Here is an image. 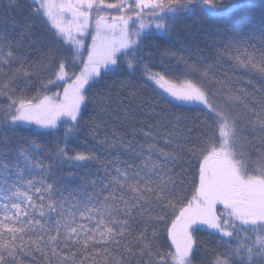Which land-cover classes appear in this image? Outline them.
<instances>
[{
  "label": "snow or ice",
  "instance_id": "obj_1",
  "mask_svg": "<svg viewBox=\"0 0 264 264\" xmlns=\"http://www.w3.org/2000/svg\"><path fill=\"white\" fill-rule=\"evenodd\" d=\"M125 91L145 142L73 151ZM0 264H264V0H0Z\"/></svg>",
  "mask_w": 264,
  "mask_h": 264
},
{
  "label": "trees",
  "instance_id": "obj_2",
  "mask_svg": "<svg viewBox=\"0 0 264 264\" xmlns=\"http://www.w3.org/2000/svg\"><path fill=\"white\" fill-rule=\"evenodd\" d=\"M256 3L259 0H255ZM8 15H13V13H8ZM23 14H20L22 18ZM212 21H201L199 24L194 23L192 19L183 20L178 29L182 35H196L197 31H200L201 38L203 39L207 33L214 32ZM255 25L257 29L260 28V20L257 15L255 18ZM257 43L259 42V35L257 34ZM153 43H162L161 41H153ZM178 55H186L184 52H177ZM207 54V53H206ZM211 62V61H210ZM158 63V60H157ZM158 70V69H156ZM112 80H125L129 82L133 87L137 89L139 94L145 98L149 103L156 105L160 108H166L173 112H181L185 115H195V110L188 112L185 109H174L170 106L164 104L154 93L153 89L155 85H152L150 82L145 84L141 79L139 73H137L135 79H131L127 76H119L110 78ZM258 86V85H257ZM55 91V89H53ZM115 91H119V85L116 86ZM150 110L146 107L141 109L137 103H134L128 97L127 92L125 91L124 95L117 96L115 92L112 96V106L110 115H101L98 110H94L90 105L89 109L85 113L84 121L82 122L85 126L81 130V134L78 139L74 140L71 147L73 151L81 152H92L97 155L100 160H112L115 156L120 155L123 158V151L120 148V139L123 138L125 141L132 140L133 143L140 144L145 142L143 135H140L141 128L147 130V125L155 124V119H149L146 115ZM125 115L128 118H125ZM93 125L98 126L95 130L90 131L93 128ZM135 130L136 136L134 138L133 132ZM26 137L28 141L37 139L35 136H31L25 132L17 133V139ZM107 140L108 144H104L103 141ZM44 145V150L39 153V157L44 161L45 164L48 163V160L45 159L48 153L47 147V138H44L40 141ZM114 145V146H113ZM26 146V145H25ZM159 147L164 148L165 151H170L173 146H165L163 140L159 142ZM16 159V154L12 153L8 155L4 162L12 164ZM67 167V166H65ZM96 172L97 165L93 164L89 169H81V173L86 171ZM100 174H103V169H99ZM81 173H77L80 175ZM199 240L203 243L208 241L210 244H215V239L209 237L207 233H201L199 235Z\"/></svg>",
  "mask_w": 264,
  "mask_h": 264
},
{
  "label": "rangeland",
  "instance_id": "obj_3",
  "mask_svg": "<svg viewBox=\"0 0 264 264\" xmlns=\"http://www.w3.org/2000/svg\"><path fill=\"white\" fill-rule=\"evenodd\" d=\"M37 155L39 156V153H38ZM39 158H40V157H39ZM16 159H17V157H16ZM16 159L13 161V163H15Z\"/></svg>",
  "mask_w": 264,
  "mask_h": 264
}]
</instances>
